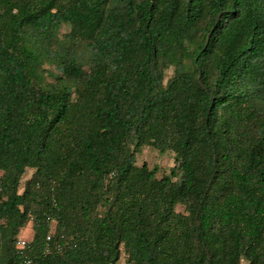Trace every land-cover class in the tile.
Instances as JSON below:
<instances>
[{"label": "trees", "instance_id": "trees-1", "mask_svg": "<svg viewBox=\"0 0 264 264\" xmlns=\"http://www.w3.org/2000/svg\"><path fill=\"white\" fill-rule=\"evenodd\" d=\"M29 222L37 264H264V0H0V264Z\"/></svg>", "mask_w": 264, "mask_h": 264}, {"label": "rangeland", "instance_id": "rangeland-1", "mask_svg": "<svg viewBox=\"0 0 264 264\" xmlns=\"http://www.w3.org/2000/svg\"><path fill=\"white\" fill-rule=\"evenodd\" d=\"M68 29H69L68 25H64L62 27V31H67ZM171 72L172 70H169L168 74H171ZM136 162L139 165L143 163H147L151 168H157L158 175L161 176L163 174L171 173V168L177 164V156L174 154L172 150L162 151L153 148L151 146H144L142 149H140L137 152ZM33 171H34L33 169H28L26 173L23 175L21 180L20 191L24 189L23 188L24 183L26 179L31 177ZM174 175L178 179L181 177V170L179 167L176 168ZM177 210L182 211L183 207L178 205ZM52 221H53L52 224L55 225L56 223L54 222V220ZM32 237H33V228H32V223L29 222L25 227L21 229L18 238H29L30 240H32ZM243 263L246 264V261H243ZM118 264H125V258L122 257V259L118 262Z\"/></svg>", "mask_w": 264, "mask_h": 264}, {"label": "built area", "instance_id": "built-area-1", "mask_svg": "<svg viewBox=\"0 0 264 264\" xmlns=\"http://www.w3.org/2000/svg\"><path fill=\"white\" fill-rule=\"evenodd\" d=\"M52 238V232H50L47 235V242H46V246H45V252L48 253L51 250L50 247V240ZM30 239L29 238H19L18 240V246L23 250L21 255H20V259L18 260V262L16 264H37L33 258L26 252L24 251L25 248L29 245L30 243Z\"/></svg>", "mask_w": 264, "mask_h": 264}]
</instances>
